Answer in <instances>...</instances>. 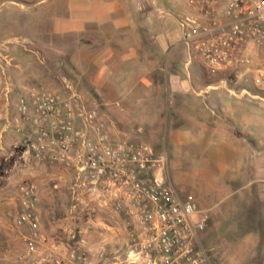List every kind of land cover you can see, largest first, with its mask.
Masks as SVG:
<instances>
[{
	"label": "rangeland",
	"instance_id": "obj_1",
	"mask_svg": "<svg viewBox=\"0 0 264 264\" xmlns=\"http://www.w3.org/2000/svg\"><path fill=\"white\" fill-rule=\"evenodd\" d=\"M71 1L75 0H0V131L6 122V100L9 117L19 116L7 129L6 141L13 145L0 148V235L13 238L0 248V264H36L48 253L70 262L71 248L87 251L89 264H101L96 253L103 247L116 250L124 241L125 229L118 228L126 225L125 217L104 202L102 187L84 179L74 187L77 173L71 162L53 161L29 149L33 124L17 109L19 98L37 89L63 98L76 94L83 108L96 109L104 118L92 83L98 71L100 29L90 25L82 33L71 32ZM155 2L175 9L172 0ZM192 64L202 67L195 58ZM228 83L234 92L219 87L220 98L243 104L219 107L221 129L214 140L225 144L217 148L195 143L191 152L169 144L167 174L181 196L195 201L205 221L201 244L211 264H264V89L251 87L249 94H242L230 79ZM235 132L240 138L235 140L237 151L231 143ZM199 134L197 142H205ZM217 149L220 152H200ZM22 181L36 184L38 212L45 218L39 229L43 243L31 254L22 240L29 230L12 226ZM71 215L91 233L84 236L79 226L71 229ZM50 238L59 245L57 251L48 252L44 246Z\"/></svg>",
	"mask_w": 264,
	"mask_h": 264
},
{
	"label": "built area",
	"instance_id": "obj_2",
	"mask_svg": "<svg viewBox=\"0 0 264 264\" xmlns=\"http://www.w3.org/2000/svg\"><path fill=\"white\" fill-rule=\"evenodd\" d=\"M182 40L218 87L242 94L264 89V0H173ZM177 6V4H176ZM76 94L63 98L32 89L17 109L31 120L33 138L26 146L76 170L81 179L100 185L113 210L126 220L125 238L116 250L101 248V264H211L201 244L205 226L195 201L181 196L170 181L165 150L136 140L110 139L96 109H85ZM18 210L12 226L29 230L22 240L28 254L43 243L39 233V197L33 181L17 185ZM0 252V258L2 257ZM87 251H71V261L48 253L36 264H89Z\"/></svg>",
	"mask_w": 264,
	"mask_h": 264
},
{
	"label": "crops",
	"instance_id": "obj_3",
	"mask_svg": "<svg viewBox=\"0 0 264 264\" xmlns=\"http://www.w3.org/2000/svg\"><path fill=\"white\" fill-rule=\"evenodd\" d=\"M176 4L172 11L167 6L157 5L155 0H151V4L138 0L71 1V32L82 33L90 25L100 29L98 71L92 83L98 90L102 118L113 140L145 139L144 142L155 149L166 152L169 144L180 151L189 149L185 152H191L190 147L195 143L219 148L220 144H225L214 140L221 129L219 107L243 103L220 98L215 80L203 67L192 64V52L183 42L182 29L177 22L180 7ZM5 107L8 111L7 100ZM7 111L0 131L2 149L13 145L6 141L7 129L13 121L17 124L19 120V116L11 119ZM227 119L229 124V116ZM224 126L223 129L229 131L228 125ZM199 132L205 138L203 143L196 140ZM224 137L230 139V136ZM231 138L237 151L236 132ZM231 143L227 141L228 145ZM200 152H220V149ZM99 202L110 203L112 207L107 199ZM40 217L43 223L45 218ZM76 218L71 215V229L79 226L84 229V236L90 234L91 230L78 225ZM118 229H126V225ZM12 239L0 235V248ZM51 239L44 246L48 252L57 251L59 245Z\"/></svg>",
	"mask_w": 264,
	"mask_h": 264
},
{
	"label": "trees",
	"instance_id": "obj_4",
	"mask_svg": "<svg viewBox=\"0 0 264 264\" xmlns=\"http://www.w3.org/2000/svg\"><path fill=\"white\" fill-rule=\"evenodd\" d=\"M230 82L233 83L236 86H244V85L247 86L246 83H244V82L236 83L235 80L232 79V78L230 79ZM233 84H231V85H233Z\"/></svg>",
	"mask_w": 264,
	"mask_h": 264
}]
</instances>
